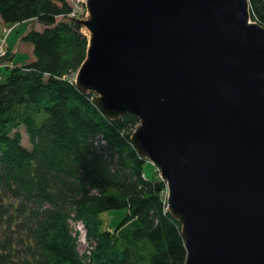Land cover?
<instances>
[{
    "label": "water",
    "instance_id": "water-1",
    "mask_svg": "<svg viewBox=\"0 0 264 264\" xmlns=\"http://www.w3.org/2000/svg\"><path fill=\"white\" fill-rule=\"evenodd\" d=\"M75 85L166 185L184 264H264V25L249 0H86Z\"/></svg>",
    "mask_w": 264,
    "mask_h": 264
},
{
    "label": "trees",
    "instance_id": "trees-1",
    "mask_svg": "<svg viewBox=\"0 0 264 264\" xmlns=\"http://www.w3.org/2000/svg\"><path fill=\"white\" fill-rule=\"evenodd\" d=\"M249 3L264 25V0ZM70 10L67 0H0L3 23L44 25L22 36L33 59L0 60V264H184L165 182L146 175L130 140L138 118H107L74 83L87 39ZM111 209H123L113 227L102 217Z\"/></svg>",
    "mask_w": 264,
    "mask_h": 264
},
{
    "label": "rangeland",
    "instance_id": "rangeland-1",
    "mask_svg": "<svg viewBox=\"0 0 264 264\" xmlns=\"http://www.w3.org/2000/svg\"><path fill=\"white\" fill-rule=\"evenodd\" d=\"M67 1L72 7V0H67ZM84 16L85 15H83L81 18H83ZM27 27L28 28L34 27L36 29L41 30L44 28V25L35 19H29L23 22L5 24L2 22L0 18V45L1 46L3 45L5 48L7 47L8 52H10L11 54L10 58H8L7 54L0 56V59H2L1 60L2 62L5 63L9 61V63L15 64V65H22V64L29 62L31 59H33V50L30 47L32 44L30 42L23 40L21 37L24 35L23 32L25 31ZM80 29L84 30V27L81 26ZM20 40L22 41V43H20L21 46L19 48V46L16 45V43L20 42ZM74 75L75 73L73 74V78H74ZM20 131L23 136L22 143L30 147L31 144L28 140V137L25 133L24 128H21ZM144 171L146 175L150 178L160 177L157 167L150 161H146L144 165ZM122 212H123V209H111V210L104 211L102 213V217L104 218L105 225L109 227L115 226ZM78 225L79 223H75L76 227L81 228L80 229L81 231L80 249L83 250V248L86 246V242L84 239V230H82L83 228L81 224L79 226Z\"/></svg>",
    "mask_w": 264,
    "mask_h": 264
},
{
    "label": "built area",
    "instance_id": "built-area-1",
    "mask_svg": "<svg viewBox=\"0 0 264 264\" xmlns=\"http://www.w3.org/2000/svg\"><path fill=\"white\" fill-rule=\"evenodd\" d=\"M86 0H72V7L70 12L66 15L67 18H75L79 19L83 15H85L86 8H85ZM6 48L0 45V56L5 55ZM2 60V59H0Z\"/></svg>",
    "mask_w": 264,
    "mask_h": 264
},
{
    "label": "crops",
    "instance_id": "crops-1",
    "mask_svg": "<svg viewBox=\"0 0 264 264\" xmlns=\"http://www.w3.org/2000/svg\"><path fill=\"white\" fill-rule=\"evenodd\" d=\"M30 28V27H29ZM28 27L25 29V31L23 32V34L29 29ZM22 37V36H21ZM18 43V44H17ZM16 43V45H18L19 46V48H20V43H22V41L20 40V42H17ZM31 48H32V45L30 46ZM13 59V58H12Z\"/></svg>",
    "mask_w": 264,
    "mask_h": 264
}]
</instances>
